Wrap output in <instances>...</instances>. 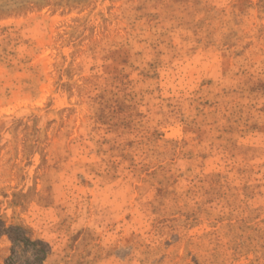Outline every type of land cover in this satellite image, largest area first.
I'll use <instances>...</instances> for the list:
<instances>
[{
	"label": "rangeland",
	"instance_id": "obj_1",
	"mask_svg": "<svg viewBox=\"0 0 264 264\" xmlns=\"http://www.w3.org/2000/svg\"><path fill=\"white\" fill-rule=\"evenodd\" d=\"M0 219L42 264H264V0H0Z\"/></svg>",
	"mask_w": 264,
	"mask_h": 264
},
{
	"label": "trees",
	"instance_id": "obj_2",
	"mask_svg": "<svg viewBox=\"0 0 264 264\" xmlns=\"http://www.w3.org/2000/svg\"><path fill=\"white\" fill-rule=\"evenodd\" d=\"M8 234L11 246L5 264H42L49 247L40 239H32L21 227H6L0 219V235Z\"/></svg>",
	"mask_w": 264,
	"mask_h": 264
}]
</instances>
